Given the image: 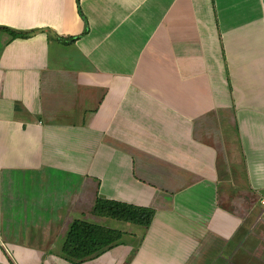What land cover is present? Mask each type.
Segmentation results:
<instances>
[{
  "label": "crops",
  "instance_id": "0c3cea01",
  "mask_svg": "<svg viewBox=\"0 0 264 264\" xmlns=\"http://www.w3.org/2000/svg\"><path fill=\"white\" fill-rule=\"evenodd\" d=\"M0 26L29 33L0 30V264H72L51 230L84 218L92 171L102 197L155 212L134 253L78 264H185L264 205V0H0ZM45 172L70 194L24 217L16 182ZM221 183L244 188L221 206Z\"/></svg>",
  "mask_w": 264,
  "mask_h": 264
},
{
  "label": "rangeland",
  "instance_id": "374dc122",
  "mask_svg": "<svg viewBox=\"0 0 264 264\" xmlns=\"http://www.w3.org/2000/svg\"><path fill=\"white\" fill-rule=\"evenodd\" d=\"M225 125H227L226 127L228 128V134L230 138L231 139L234 138L233 126L231 125L230 120L227 118L225 120ZM119 126L121 125L119 124ZM104 173L105 175H107L108 171ZM92 174H93V171L91 174H89L88 179H86V181L84 182V199L86 200L87 198H89V196L92 193L91 202L95 199V197L101 196L102 194L100 190L101 187L97 189L98 180L95 179L92 176ZM66 178L67 177H57L52 172L48 174L45 172L44 174H41V176H38L37 179L33 177H31V180L30 179L28 180V178L27 179L19 178L20 182L19 180H17L16 182V185L18 186L17 192L15 193L17 194L16 199H15L16 203H14L13 205L19 208L20 214L24 212L28 213L30 210L31 214H29V217H31V219L34 217V215L38 214L37 209L42 206L44 208L40 209V213H41L40 218L42 217L48 218L49 215L52 213L49 210H46L47 207L50 205H53V203H57L56 205H53V206H56L57 208L58 206H62L67 200V196L70 194L68 192H70V190L72 189L71 188L72 186L70 185V180L67 181ZM59 179L61 180L59 181ZM223 186L224 185L222 183L219 186V191H220L219 192V196H220L219 203L221 206H223L222 201L226 200L227 203H230V200H232L236 195L235 191H241L244 188L241 186V183H236V186L232 188L230 187L222 188ZM229 190L231 191V193ZM21 194H24V195H21ZM260 195L264 196V190L260 191ZM24 199L29 200V201L31 200V203L30 204L25 203ZM86 203L87 202L84 203L85 209H87ZM261 204H264V201H261ZM225 205L226 203H224V206ZM35 207H36V213H34L33 211L34 210L33 208ZM78 209L80 210V208ZM79 210H76L73 206V208L71 209L72 214L69 215L70 217L69 219L78 217ZM53 212H57V214L60 213V211H57V209L53 210ZM21 215H23L24 217L27 216V214H21ZM89 218L90 217L85 213L84 219H89ZM94 218L95 216H92L91 219L99 224H103L111 228L129 229L125 231L127 235L124 236V239L130 243L126 242V244H136V242L138 241L137 239L140 238V236H138V234H140V231L136 230L138 226L133 223L118 221V220H115L109 217L107 218L98 217L95 219ZM48 219H51V218H48ZM105 219L106 221H104ZM38 221L39 220H37V222ZM56 221L55 223L58 224V221L57 222ZM10 222L15 226V228L20 227L19 219L10 218L7 223H10ZM250 224L252 225L254 224V225L249 226ZM244 225H245V222H244ZM246 226L247 227H244L243 230H238L239 234L237 235L234 234L233 236H229V234H227V238L228 237H229L228 239L231 238L230 240L232 241L228 243L229 245L228 244L225 245L226 243L221 242L220 239L225 241L226 237L224 236H221L222 238L220 237V239L214 236L215 239L211 238V240H209L208 243L206 242V239L204 238L203 244L197 246L196 249L205 247V251H201L199 257L196 255L193 257V260L191 258L185 264H207V263L208 264H227L225 261L233 264V261L236 259H238V261L242 259L244 264H258L261 261H264V205L260 206V209L254 213V216L252 218L250 217L247 218ZM54 229L56 230H51L52 241L55 243V246H56L59 244V241L62 240V236H61L62 232L61 230H59L60 227L58 228V225H56ZM131 229L133 232H136L137 234L136 235L128 234L130 233ZM203 230L201 231L203 232ZM244 230H246L245 233H247L248 230L249 231L255 230V231L253 234H244ZM18 231L20 232L21 230H18ZM31 231L28 230L27 234L31 233ZM210 232L213 233L214 231L212 230ZM20 237L21 236H19V238ZM221 243H223L224 246H222ZM124 244L125 243H122L117 246L119 248H122ZM4 247L6 251L9 253L11 249L6 246ZM131 248L134 249V246L131 245Z\"/></svg>",
  "mask_w": 264,
  "mask_h": 264
},
{
  "label": "trees",
  "instance_id": "16d2710c",
  "mask_svg": "<svg viewBox=\"0 0 264 264\" xmlns=\"http://www.w3.org/2000/svg\"><path fill=\"white\" fill-rule=\"evenodd\" d=\"M0 30L8 32L12 37H27L29 35L28 32L15 31L5 26H0ZM85 31L86 27L83 33ZM79 36H56L55 38L63 44H69ZM154 212V208L149 206L97 196L85 212L90 218H74L63 230L57 255L72 264H78L94 259L109 249L127 242L124 239V236L127 235L125 231L99 224L91 219L92 216L109 217L141 227L142 234L136 244H133L132 253H134L152 221Z\"/></svg>",
  "mask_w": 264,
  "mask_h": 264
}]
</instances>
